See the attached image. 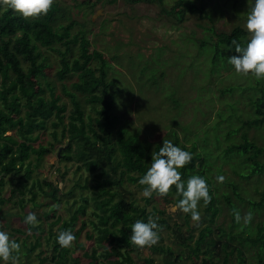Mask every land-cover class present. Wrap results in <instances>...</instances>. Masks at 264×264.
<instances>
[{
    "label": "rangeland",
    "instance_id": "obj_1",
    "mask_svg": "<svg viewBox=\"0 0 264 264\" xmlns=\"http://www.w3.org/2000/svg\"><path fill=\"white\" fill-rule=\"evenodd\" d=\"M183 1L185 5H195L199 11H187L185 16H181L180 0H55L62 8L60 23L75 20L71 35L83 30L90 50H99L109 59L111 67L108 76L115 81L112 89L119 90L113 112L120 118L119 127L127 129L148 147V162L155 147L162 146L164 139L174 141L178 137L179 146L192 149L197 169L211 181L213 196L219 207L214 223L205 216L207 211L203 200L199 205L201 218L195 221L190 213L172 210L171 206L178 202L175 201L177 195L172 191L164 196L153 193L151 197H146L142 191L145 185L129 178V175H138V172H123V167L108 172L109 179L118 180V184L112 186L113 190H118L125 199L145 206L148 211L156 208L159 210L156 215L168 220L170 227L159 229L163 238L158 243L170 246L175 254L181 253L184 248L180 242L194 243L201 228L207 224H213L215 238L222 234L218 227L224 228L221 242L228 241L232 233L236 237H256L259 226L264 225V205L258 209L250 208L235 193L237 191L244 198L260 201L264 192V172H252L254 166L247 159L248 153L229 151L231 145L243 141L245 133L256 144L264 146V123L256 125L253 122L256 114L252 106V99L261 93L253 86H264V79L237 73L228 62L234 51L215 33L231 31L235 26L246 29L251 0L249 3L248 0ZM41 50L48 64L46 80L62 93V101L68 104V115L72 104L69 97L61 92L62 83L73 89L72 83L78 76L68 75L61 82L56 75L61 66L58 53L45 47ZM92 65H97V62ZM40 81L36 84L38 91L48 96L45 79ZM81 97L84 99V96ZM82 101L86 113L96 116L95 107ZM47 129L34 143L36 147L40 143L47 146L53 140L50 134L52 128L48 126ZM7 133L13 132L9 130ZM62 141L56 142L48 153L32 156L33 178L52 182L59 188L61 197L64 191L74 188L73 196L66 195L59 203V211L45 216L43 213L49 210V204L55 203L53 198L35 186L38 192L36 201L24 200L23 207L19 202L21 195L15 188L22 176L9 174L5 177L6 183L0 185V197L4 200L3 203L0 201V227L20 244L17 264L54 262L49 233L56 232L61 222L52 223L59 215L68 218L83 202L80 197L85 196L89 200L88 208L86 214H79L80 218L75 222L73 232L76 240L70 250L71 261L75 264H109L116 256L108 259L104 254L111 252L115 240L107 234L101 245L96 238L98 232L91 223L98 220L94 214L93 197L99 180L94 173L77 168L79 162L62 159L61 150L67 145L68 138ZM260 159L264 161V156ZM104 167L110 168L106 163ZM219 175L225 177L223 182L217 180ZM232 184L237 186L236 189ZM30 196V192L25 193L26 198ZM67 198L70 200L68 203L65 202ZM73 199L79 202L71 204ZM49 201L51 203L48 204ZM237 211L242 217L239 222L235 219ZM29 212L37 214L38 223L32 226L25 223ZM249 212L252 219L245 223L243 217ZM36 226L38 229L34 228ZM191 233L192 239L188 237ZM38 235L41 236V245L28 256L27 248ZM234 245L239 246L238 240L234 241ZM217 247L221 255L222 245ZM241 247L245 255L244 264H264L258 260V246L246 243ZM237 255V250H234L231 257L235 260ZM147 257L154 258L153 264H167L173 260L168 254L154 252L149 247H138L129 254L128 264H143ZM9 261L3 264H12ZM201 261V258L194 261L184 258L179 263L202 264Z\"/></svg>",
    "mask_w": 264,
    "mask_h": 264
},
{
    "label": "trees",
    "instance_id": "obj_2",
    "mask_svg": "<svg viewBox=\"0 0 264 264\" xmlns=\"http://www.w3.org/2000/svg\"><path fill=\"white\" fill-rule=\"evenodd\" d=\"M180 1L181 16H185L187 11H199L195 5H185L183 0ZM62 17V8L57 2L53 4L47 14L38 17L25 18L11 9L0 8V185L6 183L5 177L9 174L21 175L22 177L18 178V187L15 188H17L16 192L21 195L19 202L23 207H25L24 200L36 201L38 196V192L34 189L36 186L42 193L50 195L55 202H47L51 203L49 204L50 208L43 214L49 216L51 213L59 211V203L66 195L73 196L74 188L64 191V195L61 197L59 188L52 182H42L38 177L33 178L32 156L48 153L56 146V142H63L62 139L67 137L68 143L61 150L62 159L79 162L77 168H84L94 173L99 180L95 185L96 192L93 197L96 208L94 214L98 220L91 223L98 232L96 238L101 245L107 234L111 235L116 243L110 248L111 252L105 253L104 256L108 259L116 256V259L109 261V264H128L129 254L138 248L130 240L131 225L135 220L147 221L149 216H152L158 218L160 228L170 227V224L168 220L156 215L159 211L156 208L148 211L145 206L125 199L118 190L112 189L113 185L118 184V180H111L107 177L110 170L114 171L116 168L123 167V172H138V175H129V178L136 181L147 171L151 162V160L148 162L150 158L148 147H145L146 145L138 141L137 136L129 133L127 129L119 127L120 118L113 112L116 105L115 98L119 90L112 89L115 81L108 76L111 67L109 59L99 50H90L88 39L83 30L71 35V29L76 21L72 20L67 24H62L60 23ZM215 33L220 41L228 47L231 46L233 51L232 40L235 39L239 43L246 44L250 39V34L243 26H235L231 31ZM41 47L52 49L58 53L61 66L56 75L61 82L68 75L77 74L78 76V79L72 83L73 89L62 83L61 92L69 97L72 104L71 113L68 115V104L62 101V93L57 92L56 86L46 80L48 64ZM94 61L97 62V65H92ZM43 79H45V86L49 91L48 96L38 91L36 86ZM253 88L261 92L259 96L252 99V106L256 114L253 122L256 125H261L264 123V86L257 84ZM81 96H84V99ZM82 100L95 107L96 116L86 113ZM96 105L100 107L96 108ZM67 118L68 121H66ZM48 126L52 128L50 134L54 141H49L47 146L40 143L36 147L34 143L40 139L42 133L48 130ZM9 130L13 133L8 134ZM173 142L180 145L178 137ZM159 147L158 145L155 147V152ZM182 147L193 153L192 149L187 146L182 145ZM229 151L248 153L247 159L254 166L252 172H264V161L260 159L261 156H264V146L249 139L246 133L243 135V141L231 145ZM105 163L109 165V169L104 167ZM181 171L182 178L185 180L193 174L205 177L204 172L196 167L195 156ZM100 179L103 180L100 181ZM206 180L212 198L205 204L207 211L205 216L214 223L215 217L219 214V207L213 196L211 181L207 178ZM232 185L236 189L237 186ZM26 192H30L29 198L25 197ZM172 192L177 195L175 201H178L181 196L175 191V186H173ZM235 193L243 202H247L250 208L258 209L264 205V192L260 201L244 198L237 191ZM226 197L230 200L228 196ZM80 199L83 202L72 211L68 218L59 215L52 223L61 222L56 232L50 231L49 233L50 247L52 248L51 259L54 262L48 261L42 264H75L70 257L71 247H61L57 236L65 229L73 232L75 222L80 218L79 214H86L89 200L85 196H81ZM0 201L3 203L2 197H0ZM65 202H70L69 198ZM72 202L78 203L79 200L73 199L71 204ZM177 226L180 230L179 225ZM34 228L38 229L37 226ZM218 228L222 232L219 235L221 237L225 230L222 226ZM16 230L21 231L20 229ZM214 232L212 223L203 226L194 243L180 242L184 248L179 254H175L170 246H165L163 243L157 242L144 247L173 257V260L167 264H181L179 261L184 258L190 261L201 258L202 264H244L245 255L241 246L247 243L259 247L258 260L264 263V254L262 253L264 250V225L259 226L256 237L242 235L236 237L232 233L228 236V241L224 242L220 241V237H218L219 239L215 238ZM159 235V240H162L161 233ZM188 237L192 239L193 234L191 233ZM40 240L41 236L38 235L36 241L27 248L28 256L41 245ZM235 240H238L239 246L234 245ZM218 244L222 245L223 253L221 255L220 251H217ZM234 250L238 252L235 260L231 257ZM153 263L154 258L147 257L143 264Z\"/></svg>",
    "mask_w": 264,
    "mask_h": 264
},
{
    "label": "clouds",
    "instance_id": "obj_3",
    "mask_svg": "<svg viewBox=\"0 0 264 264\" xmlns=\"http://www.w3.org/2000/svg\"><path fill=\"white\" fill-rule=\"evenodd\" d=\"M54 3L55 0H0V8L11 9L28 18L47 14ZM246 29L250 34V39L246 44L232 40L234 54L229 56L228 62L234 66L237 73L252 74L257 79H264V0H251ZM192 159L193 154L190 151L170 139H164L158 151L152 152L150 166L140 176L138 183L145 185L142 191L146 197H151L153 193L161 196L167 195L175 186V191L180 194L181 198L171 206L172 210L179 209L190 213L193 220L199 221L201 200L207 204L212 197L204 176L193 174L186 180L182 178L181 169ZM224 179L223 175L217 176L219 182H223ZM235 219L237 222L242 219L238 211L235 212ZM243 219L245 223L250 222L252 213H247ZM25 223H38L37 214L29 212L25 217ZM159 229L158 218L149 216L147 221L137 219L131 225L130 240L138 247L151 246L160 239ZM75 240V233L68 229L59 232L57 236L61 247H71ZM19 249L20 244L11 239L10 234L0 227V264L9 260L12 264H17Z\"/></svg>",
    "mask_w": 264,
    "mask_h": 264
}]
</instances>
